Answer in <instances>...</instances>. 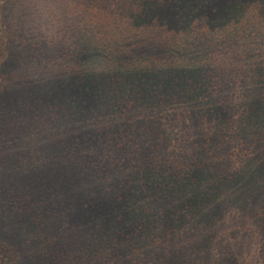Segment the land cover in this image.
<instances>
[{
	"label": "trees",
	"instance_id": "obj_1",
	"mask_svg": "<svg viewBox=\"0 0 264 264\" xmlns=\"http://www.w3.org/2000/svg\"><path fill=\"white\" fill-rule=\"evenodd\" d=\"M170 1L160 19L162 25H178L174 37L185 31L192 15L211 1L219 5L214 6L211 17L223 13L226 20H239L251 11L249 7H257L258 1L257 12L264 15V1L260 0H236L228 5L226 0ZM9 2L0 0V119L13 118L16 126L20 124L16 118L33 121L18 135L24 146L10 152L9 190L0 189V210H11L3 221L13 226L20 243L5 241L0 229V264H23L19 246L31 248L27 254L33 264L46 253L53 260L66 243L76 247L68 252L70 261L141 264L140 250L161 241L169 230L182 232L185 227L201 225L212 231L210 213H201V208L212 195L211 187L230 178L227 170L222 173L227 162H214L213 158L226 147L228 157L233 154L236 138L220 122L215 134L208 137L199 133L190 140L174 137L176 119L171 126L167 124L183 110L194 114L199 120L195 122H210L211 113L217 109L216 97L210 96L212 64L190 62L185 66L184 62L157 61L120 70L115 67V57L107 53L94 64H81L75 53L71 57L37 53L30 57L32 67L22 69L24 76L13 82L16 71L8 69L15 63L11 51L14 43L6 26ZM86 2L100 3L109 13L115 4L117 8L127 4L125 0ZM107 47L109 51L115 48L111 43ZM225 49L219 53L224 62L218 64L223 76L235 72L241 76L248 64ZM32 103L41 109L40 120L24 115ZM257 109L243 122L240 136L254 138L264 130V102ZM59 172L69 178L61 196L47 201L51 217L26 210L30 198L38 202L46 198ZM253 176L258 187L263 176ZM249 208H245L244 220L260 223L264 209ZM139 242L145 243L141 246ZM129 249L134 253L131 262L126 256ZM67 262L59 260V264Z\"/></svg>",
	"mask_w": 264,
	"mask_h": 264
},
{
	"label": "rangeland",
	"instance_id": "obj_2",
	"mask_svg": "<svg viewBox=\"0 0 264 264\" xmlns=\"http://www.w3.org/2000/svg\"><path fill=\"white\" fill-rule=\"evenodd\" d=\"M234 1L226 0L225 3L228 5ZM165 2L167 5L164 7ZM168 2L172 1L125 0L127 4L119 8L115 4L111 14L100 3L90 4L86 0H10V21L6 26L14 43L11 51L15 63L8 65L9 70L16 71L12 80L17 82L16 79L24 76L22 69L32 67L30 57L37 53L44 56H61L63 53L70 54V57L75 53L74 58L80 59L81 64H94L98 58H102L101 54L107 53L115 57V67L120 70L157 61L159 64L179 65L184 62L185 66L190 62L212 64L209 73L214 78L210 85V96L216 97L217 109L211 113L210 122H195L199 121L195 115L183 110L174 119L169 118L167 124L171 126L176 119L174 137L183 140H190L199 133L209 137L215 134L219 122L236 138L233 154L228 157L226 147L213 158L214 162H227L222 173L227 170L226 175L230 176L220 185L211 187L209 192L212 195L206 199L207 203L200 211L210 213L212 221L209 223L213 229L208 231L201 225H191L183 228L182 232L169 230L161 241H154L151 247L140 250L141 264H197L200 261L203 264H264V219L258 224L244 220L247 205L264 209V130L254 138L239 135L240 130L244 129L243 122L250 114H256L258 105L264 102V66L259 65L264 64V57H261L264 56V15L260 16L257 12L259 1L256 2L257 7H249L251 11L244 18L233 21L222 17L221 12L219 16L211 17L214 6L219 5L213 1L205 3L198 13L192 15L190 26L178 35L175 31L178 25H162L164 22L160 19L165 16L167 6H171ZM85 35H91V38ZM110 43L115 46L111 48L112 51L107 50ZM225 48L248 64L241 76L236 72L223 76V69L220 70L218 64L224 62L219 53ZM20 104L24 105V101L21 100ZM39 110L32 103L24 115H35L31 116L32 119L40 120L43 115ZM26 118L22 121L16 118L20 123L18 126L13 118L4 116L0 119V189L4 192L10 186V152L24 146L18 135L33 121ZM132 144L136 147L135 142ZM142 149L144 147L140 146ZM59 175L52 179L53 185L49 187L46 198L39 202L35 197L30 198L26 210L31 208L32 213L38 210L45 213V217H51L53 212L49 211L47 201L53 202L57 195L61 196L66 187L64 182L69 178L63 172H59ZM252 175L254 178L263 176L258 179L263 180L258 187L254 186ZM41 177L46 179L43 174ZM10 212L7 208L0 210L1 235L12 245L20 244L16 241L18 238L14 235L13 226H6L3 221L4 214ZM14 214L18 216V213ZM192 236L196 238L192 239ZM144 243L137 244L142 246ZM137 244L134 246L139 248ZM29 249V246L18 247L23 254V264H33L31 255L27 254ZM75 249L74 244L66 243L63 252L57 254L55 259L50 260V254L46 253L34 264H59V260L65 263L69 261L67 264H98L90 259L87 262L70 261L68 252ZM132 255L134 253L129 249L126 256L130 262L134 259Z\"/></svg>",
	"mask_w": 264,
	"mask_h": 264
}]
</instances>
